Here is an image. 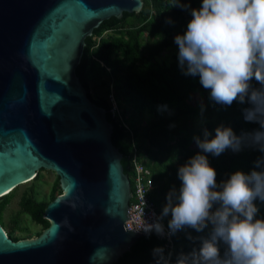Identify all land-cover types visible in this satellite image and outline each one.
<instances>
[{
  "label": "water",
  "instance_id": "water-1",
  "mask_svg": "<svg viewBox=\"0 0 264 264\" xmlns=\"http://www.w3.org/2000/svg\"><path fill=\"white\" fill-rule=\"evenodd\" d=\"M142 0H0V198L42 170L59 179L40 235L0 224V264H115L144 236L125 229L131 196L107 111L76 75L85 39Z\"/></svg>",
  "mask_w": 264,
  "mask_h": 264
},
{
  "label": "trees",
  "instance_id": "trees-1",
  "mask_svg": "<svg viewBox=\"0 0 264 264\" xmlns=\"http://www.w3.org/2000/svg\"><path fill=\"white\" fill-rule=\"evenodd\" d=\"M142 2L140 12L124 13L121 19L112 17L94 29L85 39L83 55L75 69L90 100L107 111L106 118L113 124L111 140L122 154L121 164L129 177L131 192L135 162L143 164L154 183L150 199L161 221L169 228L171 213L165 216L163 209L169 193L179 194L182 185L179 168L195 155H205L216 172V190H221L219 186L237 171L246 175L253 171L264 173V141L257 143L253 139V134L264 132V127L245 119V110L254 107L248 97L245 102L234 101L230 106L217 103L210 98V90L201 85L198 75L185 74L187 65L181 67L176 55L170 62L160 58L162 51L174 46L177 35L185 34L192 9H199L202 0H179L187 7L172 6L173 0ZM251 90L264 91V84L253 78ZM205 105L209 107V114L204 115L201 128L194 130V121ZM218 127L232 129L239 138L238 150L230 147L216 156L198 147L197 138L205 139L207 131V139H213ZM39 173L31 182L0 198V224L7 237L14 241L28 235L27 228L21 226L19 214L8 222L3 219L6 207L18 191L23 188L19 213L28 215L39 226L37 236L49 226L43 217L44 209L61 194L59 179L55 176L48 199L38 200L35 188ZM176 202L174 197L173 203ZM254 204L258 209L254 219L264 220V201L257 198ZM213 228L207 222L202 231L184 227L172 232L171 254L164 241L154 233H147L137 238L115 264H157L158 260L164 264L156 249L163 250L168 264H176L180 254L199 251L202 241L210 239ZM217 246L220 258L226 259L228 246L223 241H218Z\"/></svg>",
  "mask_w": 264,
  "mask_h": 264
},
{
  "label": "clouds",
  "instance_id": "clouds-1",
  "mask_svg": "<svg viewBox=\"0 0 264 264\" xmlns=\"http://www.w3.org/2000/svg\"><path fill=\"white\" fill-rule=\"evenodd\" d=\"M172 6L187 7L179 0H173ZM191 16L185 34L175 37L179 63L187 65L185 74L198 75L217 103L230 106L248 97L254 107L245 110V119L264 127V91L250 92L253 78L264 84V0H202ZM204 135L205 139L196 140L204 152L218 156L227 148H239V138L231 128L218 127L211 140L207 131ZM253 139L264 141V132L254 133ZM178 176L182 181L179 194L169 193L163 209V215L171 213L170 230L202 231L207 222L214 228L199 251L180 254L176 264H264V220L254 219L258 212L254 201H264V173L237 171L216 190L215 169L205 155L197 154L179 168ZM174 197L178 202L173 203ZM215 203L220 207L211 212ZM152 227L145 225L144 230ZM154 227L163 232L162 225ZM218 241L228 246L226 259L219 256ZM155 251L168 264L163 250Z\"/></svg>",
  "mask_w": 264,
  "mask_h": 264
},
{
  "label": "built area",
  "instance_id": "built-area-1",
  "mask_svg": "<svg viewBox=\"0 0 264 264\" xmlns=\"http://www.w3.org/2000/svg\"><path fill=\"white\" fill-rule=\"evenodd\" d=\"M111 99L113 100L112 97ZM153 185L154 183L149 171L143 164L135 162V178L128 210L129 220L125 222V229L131 231L134 228L136 233L143 235L154 233L158 239L165 242L166 250L171 254L173 250V240L171 239L172 231L161 221L159 213L150 199ZM156 224L162 225V233H158L155 230L154 226ZM145 225H151L153 227L150 231H145Z\"/></svg>",
  "mask_w": 264,
  "mask_h": 264
},
{
  "label": "rangeland",
  "instance_id": "rangeland-1",
  "mask_svg": "<svg viewBox=\"0 0 264 264\" xmlns=\"http://www.w3.org/2000/svg\"><path fill=\"white\" fill-rule=\"evenodd\" d=\"M178 53H179V46L174 43V46L171 47L169 50H164L161 52L160 54V58L165 59L167 62H170L173 59V55H176L178 58ZM197 100H200V97H196ZM201 104H205V102L200 100ZM204 110H200V115L199 117L194 121V126L193 129L194 130H199L201 128V123L205 120V116L204 115H208V110L209 107L207 105L204 106ZM113 111H116V106H114ZM39 180L36 183V193H37V199L38 200H47L51 187L53 185V183L55 182L56 179V175L50 171H41L39 173ZM23 188H21L17 195L15 196V198L11 201V203L6 207L5 212H4V216L3 219L5 222H8V220L13 217L16 216L17 214H19V220L21 223V226L27 228L28 230V238H33L37 236V232L39 231V226L34 224L33 221L30 219V217L28 215L19 213L20 212V207H19V198L21 195ZM220 207V205H218V203L213 204L212 209L214 210V212ZM213 212V211H212ZM25 237V238H27ZM22 239V238H21Z\"/></svg>",
  "mask_w": 264,
  "mask_h": 264
}]
</instances>
